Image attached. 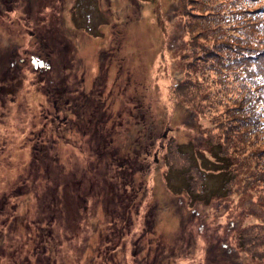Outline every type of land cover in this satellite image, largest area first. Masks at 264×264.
<instances>
[{
	"label": "rangeland",
	"instance_id": "1",
	"mask_svg": "<svg viewBox=\"0 0 264 264\" xmlns=\"http://www.w3.org/2000/svg\"><path fill=\"white\" fill-rule=\"evenodd\" d=\"M222 1L251 46L264 0L188 5ZM181 8L0 0V264H264V129L228 111L249 78Z\"/></svg>",
	"mask_w": 264,
	"mask_h": 264
},
{
	"label": "trees",
	"instance_id": "2",
	"mask_svg": "<svg viewBox=\"0 0 264 264\" xmlns=\"http://www.w3.org/2000/svg\"><path fill=\"white\" fill-rule=\"evenodd\" d=\"M193 2L192 0H182L183 8H181L180 11L184 12L183 17H189L192 15L193 18H200L201 20L202 18L208 16L209 18H213V21L218 25L217 29H211L210 25H206L210 22L204 20V23L206 24L202 23V32H198V35H202V37H204L205 39L208 33L212 34L214 38L211 48H208V50L210 51L204 50L203 54L208 53L214 59L215 73H217L218 71L216 67H219L222 72L225 70L233 71L234 77H237V71H241L246 77L249 78V83L247 84L251 87L249 97L242 98V100L233 109H230L231 111L228 110L229 112H233V115L231 116L234 122L241 129L243 127L253 128L255 127L254 125H260L264 129V10L259 14L260 16L257 18V20L249 19V17H253L254 14H249V17L247 16V14L240 15V22H243L246 17L247 21H250L249 27L251 26L253 28L250 37L251 46L245 47L241 44V39L239 37L234 40L228 34H226L228 33L229 28H227V25H223L222 23L224 22V19H227V16L230 14L231 9L225 6V2L222 1L213 4V6L210 8L211 10L206 12H200V10H198L197 8H189L190 4L191 6L199 4L198 0H194ZM188 3L190 4L188 5ZM245 24H243L242 27L247 28L248 25ZM196 26H198V23L196 24ZM254 39L257 40L253 44L252 41ZM224 40L227 41V44H223ZM210 70L213 71V69ZM254 78H256L257 80H254ZM252 90H254L255 95L252 93ZM248 116L249 118L251 116L253 123L249 122ZM234 139L236 138L230 137L227 138L226 141L229 144L234 145V143H236L237 141V139ZM217 150V154L219 155V157L224 160V164L222 163L224 168L219 166L217 170L218 175L220 176L228 174V176L230 175L232 177L235 172V170L231 172V167L235 162L234 159L232 157L222 156L223 153L222 151H220V147H218ZM226 185H228L227 181L225 182V186ZM18 194L19 195H16L15 197L23 195V193L20 192ZM115 249H118L117 245H115Z\"/></svg>",
	"mask_w": 264,
	"mask_h": 264
},
{
	"label": "flooded vegetation",
	"instance_id": "3",
	"mask_svg": "<svg viewBox=\"0 0 264 264\" xmlns=\"http://www.w3.org/2000/svg\"><path fill=\"white\" fill-rule=\"evenodd\" d=\"M30 18H31V16H30Z\"/></svg>",
	"mask_w": 264,
	"mask_h": 264
}]
</instances>
